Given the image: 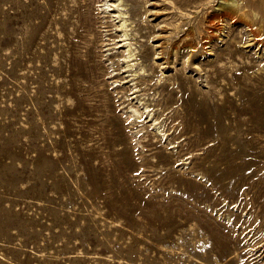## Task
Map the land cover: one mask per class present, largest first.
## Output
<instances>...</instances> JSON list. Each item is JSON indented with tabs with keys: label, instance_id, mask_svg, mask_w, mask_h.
<instances>
[{
	"label": "rangeland",
	"instance_id": "rangeland-1",
	"mask_svg": "<svg viewBox=\"0 0 264 264\" xmlns=\"http://www.w3.org/2000/svg\"><path fill=\"white\" fill-rule=\"evenodd\" d=\"M189 1L142 6L163 51L188 27L198 41L196 20L217 9ZM128 2L137 14L144 0ZM99 13L97 0H0V264H264V42L244 47L226 22L197 52L184 86L210 135L156 165ZM185 58L152 61L167 79Z\"/></svg>",
	"mask_w": 264,
	"mask_h": 264
},
{
	"label": "bare ground",
	"instance_id": "bare-ground-1",
	"mask_svg": "<svg viewBox=\"0 0 264 264\" xmlns=\"http://www.w3.org/2000/svg\"><path fill=\"white\" fill-rule=\"evenodd\" d=\"M147 1L142 2L139 13L135 14L128 0H97L101 15L98 27L105 36V43L102 42L105 51L109 52L107 60L113 67V77L116 78L113 82L117 83L115 86L118 87L117 93L120 95L122 104H125V108L129 106L126 111L128 119L134 127L155 129L156 131L150 133L149 142L142 145L151 147L149 151L154 150L150 156L156 165L163 163L161 158L165 156L170 160L169 164L173 165L178 160V153L182 150L184 140L193 141L199 137L206 138L211 131L207 123L197 121L195 118L196 110L192 94L184 86V82L187 86H190L192 82L184 76L183 71L191 69L197 52L199 50L206 51L215 35L223 31L226 22L231 25L241 24L244 26L245 33L249 38L244 47L262 44L264 42V0H219V3L218 0H190L192 5L190 7L194 11L212 9L214 6L212 3L217 4V9L206 12L202 18L196 20L198 41L192 40L193 27H188L185 31L182 30L184 31L183 38L177 37L167 52L161 48L164 42H162L161 32L156 28L157 25L149 27L147 22L141 20L147 13L146 10L141 13V8ZM137 21L139 22L137 23ZM152 40L161 41L156 46L159 52H155V47L150 46ZM137 43L140 44L137 45ZM121 48L122 50L119 51ZM156 54H160L161 58L165 59L166 67L169 63L177 62L186 56L182 61V70L177 72V78L162 77V71L159 69L160 64L152 61V56ZM170 59L174 61L170 62ZM147 61L152 62L146 65ZM123 74L125 75L122 76ZM124 84H127L128 87H123ZM131 88L133 92H129ZM133 100L135 101L133 102ZM171 111L174 113L167 117ZM145 113L146 116H144ZM184 113L188 115L187 126L182 120ZM146 118L148 119L145 120ZM168 120L169 122L166 123ZM147 122L150 123L146 127ZM172 123L178 133L176 135L166 134L168 144L172 145L167 147L162 145L161 138L164 137L165 131L171 128ZM169 124L170 128L164 130V127ZM197 125L201 128H197ZM183 135L184 138L179 140ZM176 149L179 150L176 151Z\"/></svg>",
	"mask_w": 264,
	"mask_h": 264
}]
</instances>
